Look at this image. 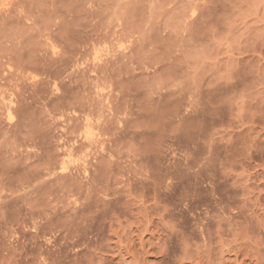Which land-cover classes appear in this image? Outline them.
Instances as JSON below:
<instances>
[{
    "label": "rangeland",
    "instance_id": "obj_1",
    "mask_svg": "<svg viewBox=\"0 0 264 264\" xmlns=\"http://www.w3.org/2000/svg\"><path fill=\"white\" fill-rule=\"evenodd\" d=\"M0 264H264V0H0Z\"/></svg>",
    "mask_w": 264,
    "mask_h": 264
}]
</instances>
